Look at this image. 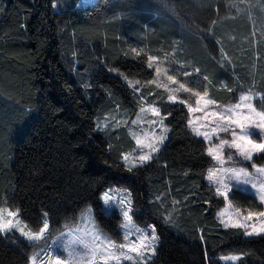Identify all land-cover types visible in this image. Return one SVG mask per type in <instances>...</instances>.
<instances>
[{
  "label": "trees",
  "instance_id": "trees-1",
  "mask_svg": "<svg viewBox=\"0 0 264 264\" xmlns=\"http://www.w3.org/2000/svg\"><path fill=\"white\" fill-rule=\"evenodd\" d=\"M79 1L0 0V207L19 209L33 231L47 213L52 234L90 204L100 229L121 241L120 212H106L100 198L110 185L121 186L131 194L133 221L157 226L149 264H264V235L245 237L218 220L224 199L206 179L213 163L206 142L188 128L186 106L168 102L162 87L148 83L154 72L147 68L150 55L180 48L187 64L191 59L192 68L231 89L240 68L219 63L202 41L216 43L224 30L248 33L249 19L232 17L234 0ZM124 76L139 81L140 91ZM251 85L264 95V68ZM145 103L171 113L170 131L151 162L129 171L121 156L134 147L133 138L124 126L100 130L97 122L116 111L131 116ZM229 198L239 207H261L236 188ZM33 250L17 232L0 233V264H28ZM239 252L248 255L219 260Z\"/></svg>",
  "mask_w": 264,
  "mask_h": 264
},
{
  "label": "snow or ice",
  "instance_id": "snow-or-ice-1",
  "mask_svg": "<svg viewBox=\"0 0 264 264\" xmlns=\"http://www.w3.org/2000/svg\"><path fill=\"white\" fill-rule=\"evenodd\" d=\"M133 53H137L135 48L132 49ZM139 55V53H137ZM156 57L149 56L147 68L152 69L154 67V62ZM110 71H117L110 69ZM198 71V70H197ZM155 72L159 75L161 69L157 66L155 67ZM118 75H123L117 72ZM185 76L190 75V73L185 72ZM127 84L134 89V91L139 92L140 89L136 87L139 81L133 83L128 81L127 77H123ZM169 81L178 84V88L175 92H184L194 94L196 99L197 108H193L191 104H188L186 100L180 99L175 94H170L168 96V102L173 104L180 103L187 105V110L189 113H194L196 111H205L208 106L216 105V101L208 99V93L205 91L203 94L200 92L193 93V90L186 87L184 83H180L176 80L175 76L169 75L167 77ZM207 80V77H204ZM149 84H156V80L148 82ZM193 83H198V81H193ZM91 85H86L85 87H90ZM159 87V85H157ZM229 91H232L229 89ZM153 95V93H149ZM254 98H260L264 101V97L260 93L253 94L251 91L241 93L239 100L235 105L226 106L223 108L224 113H229V115L221 114V112H213L212 116L217 119L214 122V126L210 127V130H205L209 128L210 122H205L204 128L198 126L199 118L197 120L188 119L187 126L191 133L196 137H202L203 140L209 142V147L206 149V153L210 156L218 165V167L209 168L207 171V182L209 184L210 190L214 189V195L222 197L228 206L231 207V202L229 201V194L233 187L237 190L248 191L249 189L244 186H250L251 190H254V196H258L262 205H264V166H258L256 164H251V168L255 170L254 173L249 172L247 168L244 167H224L226 159L223 155L225 147L229 149H235L236 155L241 157L243 161H252L254 155H264V111H257L254 107L252 101ZM144 97H141V102H143ZM119 106H117V110ZM151 112L156 119L149 121L152 126V133L146 134L149 142L145 143L143 140L137 138L136 145L140 148V155L138 157H131V154L124 153L121 159L124 166L131 171L134 167L145 165L151 162L155 155L160 152L161 146L164 145L165 141L168 139V132L170 129L166 126L165 120H167V115H162L161 109L154 106H148L147 108L141 107L140 113ZM246 113V114H245ZM235 117V118H233ZM257 117L259 118L257 120ZM109 118H105L107 121ZM115 121L114 127H119L120 122L115 120V117L111 118ZM140 122V116L132 121L133 124ZM224 122V123H221ZM109 126V123H101L99 120L97 122V128L103 130ZM159 128V133L156 134L155 129ZM231 133V140L219 139L220 133ZM254 135L261 137L260 141L252 139ZM213 137L219 139V143H211ZM227 162H235L232 155L227 157ZM187 175V173H185ZM235 182L233 185L232 182ZM114 189H110L103 193L102 204L106 212H111L113 207H118L122 218L121 230L123 233V243L117 244L115 241L111 240L110 237L102 233L99 226L95 223L92 218V209H86L82 214V219L86 221V227L83 229L79 236L73 237L72 240L61 245V254L66 251L68 260L65 261L61 259V255L57 254L53 258H42L39 264H80L81 261H86L87 264H121L122 261H130L132 264H149L152 257L156 254V247L159 241V236L157 233L156 224H149L143 227L137 226L133 222L132 218V199L131 194L124 191L119 192L116 195H112ZM159 199V197H157ZM187 199V197L185 198ZM174 203H177L174 201ZM205 204L209 203L208 200L204 201ZM218 215H223L219 213ZM236 217H241V212L236 209ZM42 226L38 227V230L33 231L28 228L26 224H23L20 219V210H11L9 208L0 207V233H11L16 230L21 236L26 238L29 242L45 241L44 246L41 248V252L47 253L50 245L47 243V235L50 231V224L48 220L47 213L42 214ZM166 223L171 222V214L163 217ZM259 221V223H249L251 221ZM224 228H237L243 229V235L245 237L261 236L264 235V211L252 212L249 211L246 216L241 219H237L235 222L232 220V214H229V219L221 220ZM135 237L134 239L132 237ZM203 239V237H201ZM73 244L83 245L85 254L80 255L73 249ZM40 252L33 253L29 258L30 264H37V257L40 256ZM246 255L247 252H239L235 254H228L222 256L220 259L226 261H240ZM208 261H211V257L205 254Z\"/></svg>",
  "mask_w": 264,
  "mask_h": 264
},
{
  "label": "rangeland",
  "instance_id": "rangeland-1",
  "mask_svg": "<svg viewBox=\"0 0 264 264\" xmlns=\"http://www.w3.org/2000/svg\"><path fill=\"white\" fill-rule=\"evenodd\" d=\"M86 1L87 0H80L79 2L85 3ZM230 14L232 15V17L246 16L250 21L249 32L245 34L235 35L231 31L224 30V31H219V34H220L219 37H221L222 42L221 40L217 38L216 39L213 38L216 41V43H212V44L210 42L202 41L204 43L203 46L205 50H208L209 52H213V51L215 52L214 57L219 63H221L222 61L227 62L230 65L232 71L234 72H237L238 67L240 68L239 73L241 74V76L237 77V83H235V85L231 88V90L233 91V94L227 100L218 99L216 97V95L224 94L225 92H227V90H229L227 82L224 79H220L219 82H215V80L212 81L210 80V77L207 73L203 74L197 71L198 70L197 65H195V67L192 68V66L194 65L191 64V59L189 62L191 65L190 66L189 64H187V60L185 58L180 57L177 54L176 51L180 48L176 49L174 47L171 49V51H168V52L163 51V52L153 54V55L149 54L150 56L157 58L156 61L154 62V67L152 68L154 72V77L152 80H156L157 82L156 84L159 85V87H162L168 93V96L170 94H175L180 99L186 100L187 103L191 104L193 108H197V105H196L197 97L194 94L184 93L182 91L175 92V89L178 88V84L173 83L172 81H169L167 79V77L171 75V76H175L176 80L179 81L180 83H184L186 87L191 88L193 90V93L198 91L203 94L205 91H207L208 93L207 98L216 101V105L208 106L205 111L198 110L194 113L188 112V119H193L195 121L197 120V118H199L198 126L202 128H204L205 122H210L209 128L205 130H210V127L214 126V123H211V122H214L217 119L216 117L212 116V113L221 112V114H224L226 116L229 115V113H224L223 108L226 106L235 105L238 102L239 96L241 93L251 91L253 94L260 93L261 96L264 97L262 91L257 90L254 85H251V82L253 81V78H254V72L257 70V68L259 67L264 68V0H234L232 2V11H230ZM223 44H228L232 48V51H229L227 48H225ZM157 66L161 69V72L159 73V75L155 72V67ZM185 72L190 73V75L185 76L184 75ZM205 76L207 77V80L204 79ZM193 81H198V83H193ZM247 81H249L250 83H247ZM252 103L254 107H256L257 111H264V101H262L260 98H254ZM148 106L158 107L155 104L145 103L142 106H140L139 109L131 116H128L127 113L116 111L114 114L103 116L99 120L101 123H104V122L109 123L108 127H114L113 125L115 124V121L112 120L111 118L115 117V120H118L120 122V126H124L127 129L128 133L133 138L134 143H135L132 149L124 152V153L131 154L130 158L138 157L140 155V148L136 145L137 138L143 140L145 143L149 142L146 134L152 133V130H153L152 126L149 124V121L156 119V117H154L151 112L140 113L141 107L147 108ZM185 106L187 108V105ZM138 115L140 116V122L133 124L132 121L136 120ZM106 117L109 118L107 121L105 120ZM258 119L259 118L257 117V120ZM221 123H224V122H221ZM155 132L156 134L159 133L158 127L155 129ZM231 138L232 137H231L230 132L219 134V139L230 141ZM219 139H217L216 137H213L211 143L213 144L219 143ZM252 139L259 142L261 137L258 135H254ZM205 142H206V149H207V147H209V142L208 141H205ZM223 155L226 159V163L224 167H244V168H247L249 172L254 173L255 170L251 168V164L254 163L258 166H264V155H259V154L254 155L252 161H243L241 157H238L236 155L235 149H229L227 147H225ZM229 155L233 156L234 161H235L234 163L227 162V157ZM213 167H218V165L216 164L214 160H213L212 165L209 168H213ZM232 183L233 185H235L234 181ZM244 187L249 189L248 191H244V192H248L254 196V190H251L250 186H244ZM233 188H236V187H233ZM110 189L115 190L114 192L111 193L112 195H116L117 193L124 192V191L129 193V191L125 187L110 185L101 193V196H100L101 201H102L103 193L106 191H109ZM254 197L256 201L261 204L258 196H254ZM229 201L231 202V207H229L228 203L225 202L224 200L223 206L219 208L217 212V217L220 222L221 220L229 219V214H232V220L233 222H235L237 219L242 220V217L246 216L249 211H252V212L264 211V205L262 204L260 208H244V207H239L235 205L234 203H232L230 198H229ZM2 208H7V207H2ZM89 208L92 209V206L90 204L86 205L78 213L77 219L75 221L71 223H67L60 230L47 235V243L50 245V248L47 253L41 252V248L44 246L45 241L30 242L34 244V250L29 255V258L33 255V253L40 252L41 253L40 256L37 257V264H39L40 259L53 258L57 254L61 255V259H64L65 261H67L68 260L67 252L64 251L61 254V245L63 243H67L68 241L72 240L73 237L79 236L82 233L83 229L87 226L86 221L82 219V214L85 212L86 209H89ZM114 208L118 210V207L114 206L113 209ZM236 209H239L241 212V217L239 218L236 217L235 215ZM219 213H223V215L222 216L218 215ZM92 218L95 221L93 210H92ZM22 222L23 224H25L24 221ZM249 223L258 224L259 221L254 220ZM121 224H122V219L119 225L120 231L122 233V230L120 227ZM140 227H143V226H140ZM100 230L102 231V233L110 237L102 229ZM13 231L17 232L16 230H13ZM132 238L134 239L135 237L133 236ZM111 240L115 241L112 238ZM115 242L117 244L123 243L124 242L123 237L121 241H115ZM72 247L80 255L85 254L83 245L73 244ZM228 254H235V253H227L224 255H220L219 260L223 263H235L233 261H226V260L220 259L222 256H225ZM122 263H132V262L122 261L121 264ZM28 264H30V260ZM80 264H87V262L81 261ZM112 264H115V262H112Z\"/></svg>",
  "mask_w": 264,
  "mask_h": 264
}]
</instances>
